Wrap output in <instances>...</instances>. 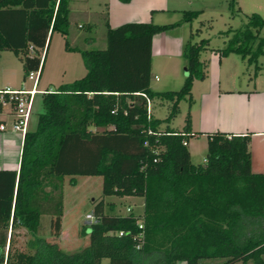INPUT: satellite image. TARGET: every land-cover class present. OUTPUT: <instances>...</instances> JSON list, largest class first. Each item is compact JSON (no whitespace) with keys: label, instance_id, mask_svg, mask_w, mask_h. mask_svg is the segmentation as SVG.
Instances as JSON below:
<instances>
[{"label":"trees","instance_id":"16d2710c","mask_svg":"<svg viewBox=\"0 0 264 264\" xmlns=\"http://www.w3.org/2000/svg\"><path fill=\"white\" fill-rule=\"evenodd\" d=\"M236 2L227 1L231 14ZM68 10V0H0V51L17 56L22 76L40 72L52 32L78 51L85 68L41 91L42 111L23 131L17 169H0V264H264V172L250 169L249 133H205L204 159L194 163L182 143L195 134L188 109L180 129H158L176 115L181 98L190 102L192 80L205 76L199 55L208 40H194L198 29L190 31L180 49L186 68L180 86L152 90L151 37L200 9H182L166 23L111 27L105 20L104 46L96 48L69 45ZM263 25L252 11L240 27L223 31L231 30L224 46L210 49L256 61L264 54ZM154 98L168 101L163 118L147 111L146 99ZM78 174L100 175L101 195L141 196L142 212L108 213L101 197L94 200L87 244L64 252L43 238V219L47 214L49 233L58 235L62 178ZM15 223L31 234L27 252L9 251Z\"/></svg>","mask_w":264,"mask_h":264},{"label":"crops","instance_id":"0c3cea01","mask_svg":"<svg viewBox=\"0 0 264 264\" xmlns=\"http://www.w3.org/2000/svg\"><path fill=\"white\" fill-rule=\"evenodd\" d=\"M189 5H191V0H68V20L69 25L70 22L75 21L77 27L85 25L88 29L86 34L72 29L71 35L78 42L91 44L100 39L99 43H104V32L100 33L99 36L101 35V37L97 38L96 29L101 24L105 27V20L111 27L129 20L161 23L162 20L160 19L162 16L164 17L162 14L165 13L168 17L169 14L180 16L181 10L188 9ZM77 15L83 18V22L80 23L79 20H75ZM72 23L74 24V22ZM182 23H179L178 26ZM182 37L184 36H170L164 31L152 35L149 77V87L152 90L174 89L168 88L169 86H164L166 87L164 89L154 88L152 86L153 78L155 80L162 77L165 83L181 84L186 74V68H184L180 55L181 45L185 40ZM2 51L10 50H1L0 52ZM201 52L204 53L201 54ZM201 52L199 58L201 60L208 59V63L205 76L202 79H193L190 87V102L187 103V109L190 116V130L195 132L191 136H205V133L212 131L249 133L250 169L253 172H264V87L256 86V80L251 87L236 85L232 77H225L221 71L222 59L228 54L218 56L215 50L209 52L207 49ZM207 52H209L208 56L205 55ZM201 55L202 57H200ZM153 57L159 58V62L154 63ZM14 58L21 67V62L17 56ZM41 71L42 68L37 76L36 87L41 91L45 88H54L57 84L49 86L48 82L45 81L39 86ZM13 73L3 70L0 88L5 86L29 87L31 85L32 81L30 84L25 83L24 79L27 78L22 76V73L23 81L15 78ZM35 96L39 97L33 105ZM40 111H42L41 92H37L33 96L32 108L23 131L35 127L37 113ZM148 111L151 114V111ZM13 118L10 103L7 100L0 102V123L3 124V128L0 129V169H17L18 167L23 131L12 128ZM160 125L161 123L158 129H162ZM181 126L182 124L179 128L169 127L180 129ZM91 128L95 127L92 126ZM185 144L190 158L193 149L191 138L188 137ZM119 197L142 198L137 195ZM176 264H184V262L177 261Z\"/></svg>","mask_w":264,"mask_h":264},{"label":"rangeland","instance_id":"374dc122","mask_svg":"<svg viewBox=\"0 0 264 264\" xmlns=\"http://www.w3.org/2000/svg\"><path fill=\"white\" fill-rule=\"evenodd\" d=\"M227 1L228 0H191V5L187 8L200 9L198 14L189 21H183L180 26L177 24V26L169 27L163 31L167 35H177V37L178 35H182L184 36L182 38L186 39L189 31L194 32L195 29H198L193 39L198 40L199 38H206L208 40L207 50L210 52L214 48L224 46L227 38L231 35V30L227 32V34L223 31L227 28L235 29L240 27L246 21L247 15L250 12H258L264 18V0H237L235 7H238V9L234 11L233 14L230 12ZM162 15H164V17H161V23L177 20L181 16L169 14L168 17L165 13ZM76 19L79 20L80 23L83 22V18H81L80 15H77L75 20ZM72 22H74V24ZM72 22H70L69 25V34L66 36L70 46L79 48H96L103 46L104 43H99L100 39L91 44L86 42L82 44L74 39L71 35L72 29L78 30L82 34H86L88 29L85 25L77 27L75 21ZM104 29L105 27L102 24L97 27V38L101 37L99 34L103 33ZM258 35L264 37V25L260 28ZM209 52L205 55L208 56ZM203 53L204 52H201V54ZM13 55L11 51L0 52V82L3 79V70L14 72V77L18 80H22V69ZM200 57H202V55ZM41 58H43V52ZM153 60L155 63L159 62L160 59L153 57ZM206 62L208 63V59H206ZM182 63L184 64L183 59ZM84 71L85 68L78 51L66 49L64 46V38L58 32H52L44 55L39 86L44 81L48 82L47 84H49V86L69 81L80 76ZM221 71L224 73L225 77H232L236 85H248L251 87L256 80V86L264 87V54H260L256 61L248 63L247 60L245 58L242 59L239 54L230 52L222 59ZM156 79L154 80L153 78L152 86L157 89L166 88L164 86L175 89L180 86V84H174L172 82L165 83L162 77ZM24 81L26 84H30L31 79H24ZM38 97L39 96H35L33 105H35ZM187 103L188 101L185 97L181 98L178 101L179 110L176 115L168 122L162 121L160 126L163 128L165 124H167L174 128H179L183 123ZM167 104L168 101L154 98L148 102V110L151 111L152 116L163 118L168 110ZM189 138H191V143L193 145L190 160L194 163H201L205 154V136L193 135L189 136ZM69 177V175H64L61 183L62 212L58 235H51L49 233L47 214L44 215L43 219V225L45 226L44 234L42 235L43 238L47 241L55 242L64 252L79 250L87 244L90 221L85 218V214L92 213L94 200L100 197L102 198L104 212L119 214L131 212L137 215H140L142 212V198H121L116 195H101L100 175L78 174L74 175L72 180ZM41 231H43V229H41ZM7 234L10 235V252L29 251L26 242L29 237H31V234L26 227L20 224H14L8 228ZM6 247L4 251H6ZM235 264L239 263L236 262Z\"/></svg>","mask_w":264,"mask_h":264},{"label":"built area","instance_id":"2783aa9c","mask_svg":"<svg viewBox=\"0 0 264 264\" xmlns=\"http://www.w3.org/2000/svg\"><path fill=\"white\" fill-rule=\"evenodd\" d=\"M38 73H39V67L36 69L28 70L27 73L25 74V78L31 79L32 81L29 87L20 86L14 88V87L5 86L0 88V102L7 100L11 105V109L14 115V118L11 123L13 129L19 131L24 130L26 121L28 119V116L32 108L33 96L37 92H41V90L36 87V80ZM148 102L149 100L146 99L147 111H148ZM2 128H3V124L0 123V129ZM147 132L153 133L154 131L151 130L150 128H147ZM182 143H185V141L183 140ZM85 218H87L89 221L95 219L92 213H86ZM137 226L139 228L142 227L141 221L140 222L139 220L137 221ZM137 238L140 240L142 239L141 230L138 231ZM139 243L140 242H138L136 246H138Z\"/></svg>","mask_w":264,"mask_h":264}]
</instances>
